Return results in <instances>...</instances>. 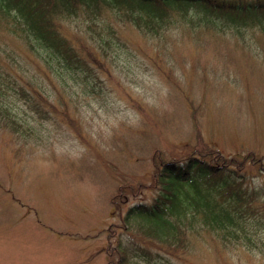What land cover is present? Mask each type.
I'll list each match as a JSON object with an SVG mask.
<instances>
[{"label": "rangeland", "instance_id": "obj_1", "mask_svg": "<svg viewBox=\"0 0 264 264\" xmlns=\"http://www.w3.org/2000/svg\"><path fill=\"white\" fill-rule=\"evenodd\" d=\"M76 24L66 23L68 33ZM117 29L127 46L93 85L65 82L0 31L22 69L12 83L30 92L28 79L48 101L35 96L45 118L12 89L7 98L21 126L0 130V264H119V239L143 243L121 215L154 195L153 153L211 160V150L244 161L256 243L222 246L200 231L173 256L160 249L158 262L264 264V34L241 41L184 25L158 37ZM79 33L90 34L86 24ZM119 178L131 187L116 194Z\"/></svg>", "mask_w": 264, "mask_h": 264}, {"label": "trees", "instance_id": "obj_2", "mask_svg": "<svg viewBox=\"0 0 264 264\" xmlns=\"http://www.w3.org/2000/svg\"><path fill=\"white\" fill-rule=\"evenodd\" d=\"M68 21L77 22L78 32L68 33ZM119 23L131 24L152 37L184 25L192 33H231L244 41L255 32L264 34V0H0V31L19 40L34 60L42 58L65 82L93 85L98 78L96 71L109 70L118 46H127L118 33ZM81 24H86L90 34L79 33ZM0 55L4 58L0 56V130L6 127L11 134L21 125L7 102L10 94L29 99L37 117H48L36 105L38 100L48 101L28 79L24 83L30 92L12 83L15 77L11 73L22 69L15 63L14 50L4 46L1 39ZM65 120L75 127L67 114ZM155 153L154 195L150 201L129 204L121 215L124 226L136 229L143 243L129 245L119 239V264H160V249L173 256L200 231L214 235L222 246L256 243L257 231L248 224L253 207L258 206L254 190L244 185L247 178L242 159H226L215 150L204 152L211 153V160L201 159L195 152L181 161L163 160ZM124 180L119 178L118 182ZM129 184H118L116 194Z\"/></svg>", "mask_w": 264, "mask_h": 264}]
</instances>
